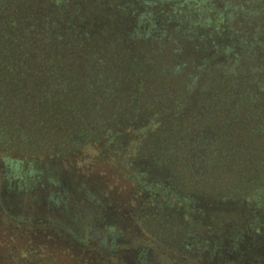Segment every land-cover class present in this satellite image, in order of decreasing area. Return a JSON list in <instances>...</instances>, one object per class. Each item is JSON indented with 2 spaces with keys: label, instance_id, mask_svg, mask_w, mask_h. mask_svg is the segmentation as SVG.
I'll return each instance as SVG.
<instances>
[{
  "label": "trees",
  "instance_id": "trees-1",
  "mask_svg": "<svg viewBox=\"0 0 264 264\" xmlns=\"http://www.w3.org/2000/svg\"><path fill=\"white\" fill-rule=\"evenodd\" d=\"M134 1L122 7L138 13L123 41L92 35L80 19L92 0H11L0 66L16 70L0 76L7 87L20 78L25 109L0 108L3 178L20 169L34 187L17 197L15 181L0 184L6 231L27 229L28 254L43 243V264L52 253L59 264H151L149 248L88 244L87 227L146 237L178 264H264V202L249 204L264 197V0ZM185 41L206 47L200 64L186 68ZM157 48L150 89L143 63Z\"/></svg>",
  "mask_w": 264,
  "mask_h": 264
},
{
  "label": "rangeland",
  "instance_id": "rangeland-1",
  "mask_svg": "<svg viewBox=\"0 0 264 264\" xmlns=\"http://www.w3.org/2000/svg\"><path fill=\"white\" fill-rule=\"evenodd\" d=\"M210 1V0H209ZM229 2H231L232 4H234L233 6L236 5V1H232V0H227ZM208 2V1H207ZM11 9V0H0V33H4V39L5 40H10V38L12 36H14V31H15V26L12 25V21L14 20V16L10 11ZM239 9V8H238ZM12 35V36H10ZM3 51H0V53ZM161 53L160 48L154 49V50H148L145 52V63H143L144 65H147L146 68L148 67L149 70V75L146 76V80L147 83L146 86L150 89H155L158 81H160L157 77L154 76V74L152 73L153 71V65H154V60L155 58H157V56H159ZM107 61L109 62V64L113 67L114 63L112 62L111 59H107ZM14 63V62H13ZM14 64H2L0 66V69H6V71L8 72H12L16 70V67L13 66ZM240 66H242L241 64H239ZM12 70V71H11ZM118 72V71H117ZM117 72H115L117 74ZM10 73V75L12 74ZM247 74H249L248 71L244 70L239 73L237 76L241 78H244ZM118 75V74H117ZM119 81L121 80V75L118 76ZM237 77V78H238ZM251 78V76H250ZM247 80H248V76H247ZM4 79L2 78V76H0V108L4 106L3 108V114L2 117H8L10 116V114L15 111L17 114H19L20 112H24L25 106L22 103V98L18 97L17 95V91L19 88V85L22 86L23 84L20 81L19 77H12L10 78V83H9V87H7V84L5 82H3ZM244 80H241V83H244ZM240 86V82L237 83L236 88H241ZM242 89V88H241ZM4 94H6L4 96ZM250 103V102H249ZM260 104L259 106H263L262 105V101H256L254 102V104H249V106L247 105V108L245 109V113L247 112L249 117H252V110L253 108L255 109L256 105ZM24 106V109H23ZM1 116H0V120H1ZM7 121V120H4ZM9 122V121H7ZM11 163H6L3 161V157L2 154L0 153V184L3 185L4 182L9 181H15L16 183L14 188L17 187L18 185V189L15 192L16 196L18 197L19 194L21 192H23V189L26 187L25 184L30 185V188L33 184H29L28 183V178H29V174H23L21 171L22 170H18V173L15 174V176H8L5 175V178H3L4 174H6V171L4 172V170L2 168H10L11 167ZM23 169V168H22ZM4 181V182H3ZM13 183V182H12ZM34 187V185H33ZM31 190V189H30ZM251 198L253 200H251L249 202V204L252 202V204L254 203V205L260 203V202H264V197L260 196V195H254L251 196ZM27 198H24L22 202V204H24L25 202V207L23 208V206H21L22 208L18 209V206L16 208V213H15V217L16 219L19 221H21V223L23 224L24 219L26 218L28 210L27 208ZM1 208V206H0ZM34 217H36L35 215H37L36 212H32ZM36 213V214H34ZM8 220V219H7ZM6 218L4 216L0 215V264H11V258L15 257L13 255V251L16 248L15 244H12L10 241V235L9 232L6 231V228H8V223L10 224V220L7 221ZM14 224V222H11ZM91 229H93V227H90ZM93 231V230H92ZM120 243L122 244V248L125 249H129L132 250L134 248L137 247H143V248H151V244H153V242H150V240H148L146 237L142 238L140 240L135 239V238H130V237H126V238H122L120 239ZM41 251V250H40ZM7 253V256L5 258H2L5 254ZM10 254V256H9ZM52 256L55 258V261L52 262V264H56L59 260L57 258H59V255H55L54 253H52ZM59 256V257H58ZM57 257V258H56ZM149 258H150V262L151 264H178L177 260L170 254V251L166 249V246H160L158 245L157 250H154L153 248L149 250ZM38 260V262H40L41 264H43V260L44 258H36ZM59 264V262H58ZM180 264V263H179Z\"/></svg>",
  "mask_w": 264,
  "mask_h": 264
},
{
  "label": "flooded vegetation",
  "instance_id": "flooded-vegetation-1",
  "mask_svg": "<svg viewBox=\"0 0 264 264\" xmlns=\"http://www.w3.org/2000/svg\"><path fill=\"white\" fill-rule=\"evenodd\" d=\"M94 1V2H93ZM92 9L90 11L88 10L87 13L81 12L80 19L83 18L86 25L91 26L93 29L92 35L93 36H100L101 34H105V39H110L111 37L119 38L125 41V39L128 40V33L132 29V27L135 26V24L138 21V13H130L125 14L122 7L125 6V3H135L134 0H92ZM82 6V5H80ZM128 8V7H127ZM129 9V8H128ZM134 9V8H132ZM136 9H140L139 7ZM79 18L77 16L74 17V20H78ZM174 24H172L173 27ZM170 24H168V32L170 30ZM186 28V25L183 26ZM114 38V39H115ZM103 39V38H102ZM178 42H182L179 38ZM215 41H219L217 37L213 38ZM196 42V41H195ZM207 44L208 41L206 42ZM132 44V43H131ZM134 44L138 45L140 44L139 41L134 42ZM183 53L186 54L185 62L187 64L186 68H189L191 64H200L201 60L203 61L204 57L208 55L206 51V47H200L199 50L193 49V44L185 41L183 43ZM133 45V44H132ZM211 54V53H210ZM205 62V63H204ZM204 67L209 65L213 66V62L209 59L205 60ZM10 192V191H9ZM24 221L28 222L27 216L24 219ZM35 221H33L34 223ZM25 223V222H24ZM95 229H91L90 227L85 228L83 231V234L86 235L85 240H87L88 244L90 245H98L102 250L109 251L112 250V253H120L125 252L126 250L129 251V249L125 248H119V243L121 238H115V236L110 237L106 231H92ZM18 233V232H16ZM10 235V241L12 244H15V249L12 252L15 257L11 258V264H41L38 262L36 258H42L43 257V251L44 246L43 243L40 244L38 247H41V251L33 252L34 254H28L27 250L28 248L25 247L24 249V240L25 237H27L28 232L27 229H22L19 232V235L16 237L13 235L12 232L9 231ZM83 235V236H84ZM115 239L116 243H113V240ZM153 242V241H150ZM153 244H155L153 242ZM122 245V244H121ZM121 247V246H120ZM117 248L121 250H117ZM157 250L158 245H152L149 249ZM7 256V253L2 257L5 258ZM10 256V254H9Z\"/></svg>",
  "mask_w": 264,
  "mask_h": 264
}]
</instances>
